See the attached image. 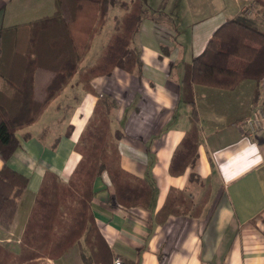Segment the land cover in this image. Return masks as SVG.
<instances>
[{
  "label": "crops",
  "instance_id": "0c3cea01",
  "mask_svg": "<svg viewBox=\"0 0 264 264\" xmlns=\"http://www.w3.org/2000/svg\"><path fill=\"white\" fill-rule=\"evenodd\" d=\"M252 1L148 0L149 14L135 40L141 68L129 72L115 67L110 75L95 76L93 90L78 82L79 72L91 65H83L88 51L78 72L47 106H53L52 124L40 134L34 131L45 108L37 121L16 132L20 143L8 163L30 182L11 226L0 224V243L20 251L45 171L70 178L81 157L75 148L78 139L100 96H106L113 103L111 131L122 132L117 140L122 167L146 177L154 187L149 207H127L117 203L107 172L96 178L92 208L117 254L112 264L117 257L121 264H264V140L243 122L255 104L264 103V78L259 84L245 79L233 89L194 84L198 159L182 172L171 169L173 155L192 125L191 106L182 93L186 63L215 39L213 32L222 22ZM43 2L0 0V28L35 19L20 18L29 9H51L50 1ZM255 9L256 20L264 13ZM0 89L12 93L3 78ZM3 163L0 155V168ZM88 252L78 241L61 256L38 264H101L86 258Z\"/></svg>",
  "mask_w": 264,
  "mask_h": 264
},
{
  "label": "trees",
  "instance_id": "16d2710c",
  "mask_svg": "<svg viewBox=\"0 0 264 264\" xmlns=\"http://www.w3.org/2000/svg\"><path fill=\"white\" fill-rule=\"evenodd\" d=\"M55 5L52 14L0 28V78L12 89L11 94L0 89V155L4 160L0 224L6 228L30 182L8 163L20 143L16 132L37 121L72 80L94 37L104 29L110 7L117 6L124 13L115 17L102 53L79 72L78 82L93 90L95 76L110 75L115 67L135 72L142 65L135 40L149 14L148 0H55ZM255 6L264 13V0H253L214 30L217 44L208 43L186 63L182 93L191 106L192 125L173 155L172 172H182L189 164L194 167L198 159L200 118L193 85L233 89L245 79L259 84L264 78V29L247 12ZM258 93L257 88L254 99ZM112 104L100 96L75 146L81 157L69 179L45 171L22 233L21 249L16 253L0 243V264H38L40 259L61 256L78 241L88 247L86 258L112 264L117 254L100 231L92 208L96 178L107 172L117 203L127 207H149L154 197V187L146 177L121 165L117 140L122 132L111 131Z\"/></svg>",
  "mask_w": 264,
  "mask_h": 264
},
{
  "label": "rangeland",
  "instance_id": "374dc122",
  "mask_svg": "<svg viewBox=\"0 0 264 264\" xmlns=\"http://www.w3.org/2000/svg\"><path fill=\"white\" fill-rule=\"evenodd\" d=\"M34 1H36V0H34ZM41 1H44L43 2L44 4L45 3H49V1H50L51 9L41 8V10H39V11L38 10L34 11L32 9H29V10L26 11V14L23 17H20V18H22L23 20H29L31 18H36L38 16H41L44 13L52 14L54 12L53 9H52L53 8L52 6H54L52 4L53 3L52 0H41ZM26 2H28V0H26ZM255 7L259 8L260 10H262V7H260V6H255ZM255 7L248 9L247 12H248L249 15L255 16V14H256ZM25 8H27V5H25ZM10 9H12V8H10ZM123 13H124V10L120 9L117 6L110 8L107 24H106L104 30H102L100 33H98V35H96L94 37V39H93L94 41L92 43L91 49L89 50V52L87 54V57H86V59H85V61L83 63L84 66L87 65V64H92L95 61V59L97 58V55L101 51L103 39L105 40L104 42H106L108 37H109L110 32L113 31V29H114L113 23L115 21V17L116 16H121ZM256 16H257L256 20L258 21V23L260 25H263L264 24V14H257ZM172 21L174 22V20H170L169 22H172ZM137 37H138V34H137ZM215 41L216 40L214 39L211 42V44H214ZM52 113H53V106H50L44 112V114L41 117V120L38 122V124H36V126L34 128V131L36 133H38V134L42 133L44 127L47 124H52L53 119H54V114L52 115Z\"/></svg>",
  "mask_w": 264,
  "mask_h": 264
},
{
  "label": "built area",
  "instance_id": "2783aa9c",
  "mask_svg": "<svg viewBox=\"0 0 264 264\" xmlns=\"http://www.w3.org/2000/svg\"><path fill=\"white\" fill-rule=\"evenodd\" d=\"M243 122L248 126L251 134H260L264 140V103L255 104ZM115 263L121 264L122 259L117 257Z\"/></svg>",
  "mask_w": 264,
  "mask_h": 264
}]
</instances>
